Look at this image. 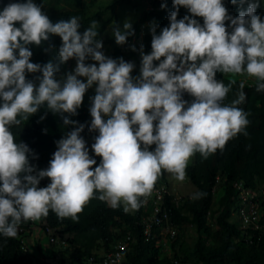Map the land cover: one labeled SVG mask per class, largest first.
I'll list each match as a JSON object with an SVG mask.
<instances>
[{
	"label": "clouds",
	"instance_id": "obj_1",
	"mask_svg": "<svg viewBox=\"0 0 264 264\" xmlns=\"http://www.w3.org/2000/svg\"><path fill=\"white\" fill-rule=\"evenodd\" d=\"M37 1L0 5V235L15 238L20 233L23 251L29 250L38 261L56 252L45 264H62L58 253L67 248L68 236L41 218L52 212L58 219L76 221L96 198L113 209L123 204L126 213L142 207L139 224L146 239L152 227L164 232L167 228L174 230L173 235L167 231L174 237L169 205L180 196L170 186L156 184L160 176L167 172L183 181L197 153L207 159L223 151L228 141L248 135L249 114L239 107L246 100L243 82L236 98L225 104L231 82L225 85L216 74L255 78L256 92L264 93V19L255 13L257 3L231 0L240 5L239 14L232 17L222 0H172L174 11L168 17L169 25L158 35L156 26L151 27L149 54H144L140 39L130 38L134 35L130 22L125 21L122 28L114 25L112 38L117 45L125 50L140 49L139 75L133 77V63L110 58L108 49V56L104 54L103 42L97 39L95 19L99 10L92 13L78 0L79 8L95 17L81 33L79 16L53 23ZM151 1L145 2V10L153 8ZM180 7L186 8L191 18L185 15L178 20ZM66 8L63 2L62 8L50 11ZM195 17L203 18V25ZM52 36L61 41L58 63L30 62V46H40ZM89 60L92 63H86ZM64 63L68 65L66 73L60 68ZM93 85L95 95L86 98L84 94ZM185 93L192 97L190 102L183 98ZM90 99L91 118L86 125L89 131L98 132L91 145L95 156L101 158L97 162L89 156L80 136L85 125L68 118L77 115V109L88 105ZM42 106L62 115L63 124L73 125L74 130L56 142L48 167L37 171L29 162L31 150L11 128H18ZM65 113L68 115L63 116ZM233 186L242 206L238 203L230 218L235 216V224L242 233L249 232L250 238H264V190L249 189L242 181ZM157 188L165 190L156 204L157 217L162 221L146 231L144 220L154 205L145 200ZM205 195L184 194L192 200ZM133 240L126 232L112 245L117 250L124 244V249H118L121 254ZM163 251L170 254L167 249ZM108 255L100 252L99 264ZM88 263H96L93 256Z\"/></svg>",
	"mask_w": 264,
	"mask_h": 264
},
{
	"label": "trees",
	"instance_id": "obj_2",
	"mask_svg": "<svg viewBox=\"0 0 264 264\" xmlns=\"http://www.w3.org/2000/svg\"><path fill=\"white\" fill-rule=\"evenodd\" d=\"M35 1L37 0H33ZM41 1L38 0L36 4H40ZM117 1L132 3L131 0ZM136 1L147 2V0ZM10 2H24V0H0V5L5 6ZM63 2L67 5L65 10L48 11L47 16L53 23L68 20L71 16H79L81 23L79 31L83 33L86 23L94 20L95 17H90L89 13L80 9L78 0H63ZM253 2L258 5L255 13L264 19V0H253ZM222 3L230 16L235 17L239 14L238 3L232 4L231 0H222ZM151 4L153 8L143 9L138 20L132 24L134 35L129 36L130 38L135 36L141 40L144 54L151 52L153 24L156 26L158 35L162 28L169 25L168 17L174 11L172 0H152ZM161 4L165 7L162 8ZM111 5L114 7V4ZM247 6L246 2L243 8L246 10ZM185 15L191 18L187 9L180 7L177 19H182ZM195 19L203 25V18L195 17ZM228 23V21L225 22L226 26ZM228 30L231 31L230 28ZM60 44V38L52 36L49 41L43 42L40 46H30L32 51L30 62L45 64L51 60L58 63L57 51ZM45 48L50 50L45 52ZM107 49L110 58H123L126 62L130 60L135 65L134 74L139 75L140 49L125 50L122 45L115 43L114 38L108 42ZM154 63L158 64V62ZM60 68L62 73L68 72L66 63L60 65ZM35 77L27 79L34 80ZM216 79L223 81L225 85L231 82V90L225 104L236 98L239 85L243 82L246 100L239 107L249 114L248 135L247 137L239 135L228 141L223 151L218 150L207 159L201 158L199 153L191 159L186 169V177L195 187L192 195L196 192H204L206 195L198 200L182 196L170 203L169 215L176 230L175 236L170 237L167 232L152 227L146 239L139 224L143 215L142 207L126 213L123 210V204L113 209L106 202L93 198L78 214L76 221L71 218L58 219L52 212H49L47 217L41 218L55 230L70 234L66 239L67 248L58 253L60 263L90 264L88 259L93 256L95 264H99L100 252L104 255H108L109 252L114 253L116 249L112 244L129 232L134 240L129 249L120 254L119 261L122 264H264V238L259 240L250 238L249 232L242 233L238 225L230 221L231 211L237 210L238 203L242 206V201L237 197L238 191L233 186L234 182L242 181L245 187L252 190H264V93L256 92L255 78L217 73ZM183 98L189 102L192 99L186 93ZM87 104L77 109V115L68 116V118L76 121L77 125H85L80 136L85 141L89 156L97 162L101 158L95 156L91 145L95 142L98 132L89 131L86 125L91 118L89 112L91 99ZM67 115L63 114V116ZM41 116L45 118L41 120ZM72 130H74L73 125H64L62 115L51 113L46 106H42L18 128H11L12 133L23 140L31 150L29 162L37 171L48 167L56 151V142L66 137ZM33 154L36 158H33ZM156 184L169 186L165 173L160 176ZM217 187L222 188L219 198H216ZM262 218L264 223V211ZM26 223L22 222L21 225ZM19 234L15 238H4L0 235V264L51 262L56 252H51L48 256L43 255V261H38L32 252L21 249ZM163 249L170 251V254L165 255Z\"/></svg>",
	"mask_w": 264,
	"mask_h": 264
},
{
	"label": "rangeland",
	"instance_id": "obj_3",
	"mask_svg": "<svg viewBox=\"0 0 264 264\" xmlns=\"http://www.w3.org/2000/svg\"><path fill=\"white\" fill-rule=\"evenodd\" d=\"M132 3H126L125 1L117 0H80V4L84 9L91 11L92 13L99 10V15L95 19L98 22V36L97 39L103 42V52L108 56L107 43L110 41L112 36V28L114 25H122L125 21L133 24L138 20L139 15L143 9H146L145 2H137L136 0H131ZM114 4V7L111 5ZM43 12L56 10L62 8L63 2L61 0H42L40 4ZM90 23L87 25V27ZM72 60H70L71 62ZM129 62H131L129 60ZM86 63H92V61H86ZM132 76L135 77L132 71ZM83 79V78H81ZM95 85L88 89L84 94L86 98L88 95L95 93ZM191 161V160H190ZM165 177L168 180L169 186L177 197H182L185 195H191L195 191L194 185L186 177L183 181L176 180L171 174L165 172ZM222 194V188H216V198H219ZM230 221L236 223L237 219L235 216H231ZM240 224V223H239ZM63 236H70V234L61 232ZM45 243V239L42 240Z\"/></svg>",
	"mask_w": 264,
	"mask_h": 264
},
{
	"label": "built area",
	"instance_id": "obj_4",
	"mask_svg": "<svg viewBox=\"0 0 264 264\" xmlns=\"http://www.w3.org/2000/svg\"><path fill=\"white\" fill-rule=\"evenodd\" d=\"M163 192H165V190L163 188H157V189H154L152 195L145 201H148L150 200L152 202V204L154 205V208H153V212L151 213V215L149 217H147L145 220H144V224H145V230L148 231L149 228L152 226V224H160L161 223V218H158L157 217V213L159 211V208L156 206L158 200H162L163 198ZM253 214H255L254 211H252ZM164 230V229H163ZM170 230V233L171 235L174 234V230H171V229H166L165 231H169ZM127 238H129L127 236ZM117 250L114 252V253H110L108 255V257L105 259V261L103 262V264H116L119 262V251L118 249H124L125 248V245L124 244H120L118 245L117 247Z\"/></svg>",
	"mask_w": 264,
	"mask_h": 264
}]
</instances>
